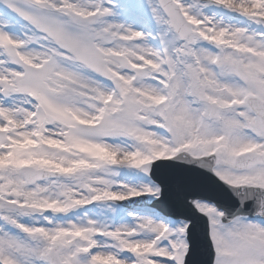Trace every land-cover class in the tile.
<instances>
[{"label":"snow or ice","instance_id":"1","mask_svg":"<svg viewBox=\"0 0 264 264\" xmlns=\"http://www.w3.org/2000/svg\"><path fill=\"white\" fill-rule=\"evenodd\" d=\"M0 264H264V0H0Z\"/></svg>","mask_w":264,"mask_h":264},{"label":"water","instance_id":"2","mask_svg":"<svg viewBox=\"0 0 264 264\" xmlns=\"http://www.w3.org/2000/svg\"><path fill=\"white\" fill-rule=\"evenodd\" d=\"M162 171V170H161Z\"/></svg>","mask_w":264,"mask_h":264}]
</instances>
